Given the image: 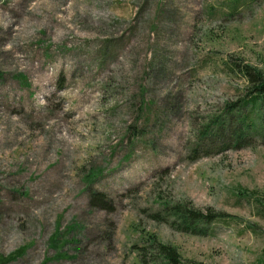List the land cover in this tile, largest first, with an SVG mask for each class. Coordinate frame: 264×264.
<instances>
[{"label":"rangeland","instance_id":"rangeland-1","mask_svg":"<svg viewBox=\"0 0 264 264\" xmlns=\"http://www.w3.org/2000/svg\"><path fill=\"white\" fill-rule=\"evenodd\" d=\"M235 1L0 0V264H141L152 236L264 264V142L201 136L243 91L226 62L264 63V0ZM164 202L230 218L192 236Z\"/></svg>","mask_w":264,"mask_h":264},{"label":"trees","instance_id":"trees-1","mask_svg":"<svg viewBox=\"0 0 264 264\" xmlns=\"http://www.w3.org/2000/svg\"><path fill=\"white\" fill-rule=\"evenodd\" d=\"M242 2L243 0H236L230 7L231 11L238 9L240 4L248 6ZM224 69L229 77L244 82L243 91L236 102L226 103L223 114L212 119L210 127H205L201 136L202 138L222 137L227 149L255 147L257 142H264V63L255 66L242 58L241 60L230 58ZM225 130L228 131V141H225ZM238 193L240 196L250 197L257 194L256 190L252 192L238 190ZM92 200L93 202L98 200L97 202L103 205L105 202L104 199L98 198L97 194H93ZM256 200L257 206H260V214L264 216V200L262 198ZM150 216L156 222L169 224L180 233L206 238L211 234V226L226 222L230 218L227 214L212 210L209 214H204L183 203L167 202L162 204L160 211ZM147 242L139 252L141 264H195L185 261L176 248L158 242L154 236ZM0 261L3 262V259L0 258Z\"/></svg>","mask_w":264,"mask_h":264}]
</instances>
